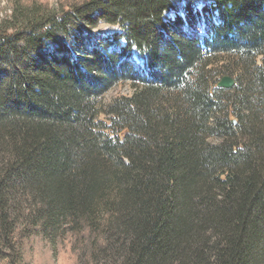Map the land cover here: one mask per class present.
Here are the masks:
<instances>
[{
	"label": "trees",
	"instance_id": "trees-1",
	"mask_svg": "<svg viewBox=\"0 0 264 264\" xmlns=\"http://www.w3.org/2000/svg\"><path fill=\"white\" fill-rule=\"evenodd\" d=\"M196 3L9 0L0 264H32V238L86 264H264V0ZM205 11L206 34L171 31ZM103 21L125 33L78 52Z\"/></svg>",
	"mask_w": 264,
	"mask_h": 264
},
{
	"label": "rangeland",
	"instance_id": "rangeland-1",
	"mask_svg": "<svg viewBox=\"0 0 264 264\" xmlns=\"http://www.w3.org/2000/svg\"><path fill=\"white\" fill-rule=\"evenodd\" d=\"M51 3H56L57 0H50ZM189 0H175L176 6H173L170 13H167L166 18H171L174 20L175 14H177L179 9L177 7L181 6L188 2ZM192 1V0H191ZM204 4L210 2V0H193ZM197 4V3H196ZM9 6V0H0V16L5 14V8ZM177 8V9H176ZM177 11V13H175ZM193 11H195L193 9ZM9 12V11H8ZM215 14H217L215 12ZM189 21V26H180L178 29L174 28L173 25H169L171 31L189 30L195 34H206L213 26V22L218 20V16L215 15L212 17L208 11H205L202 21H197L192 16ZM188 17V18H189ZM190 19V18H189ZM173 29V30H172ZM125 33V28L121 24H112L109 22H101L99 25L94 27L92 33H87L84 35H79L78 43L79 49L78 52H86L87 47L92 46L93 42L103 43L108 39L109 36H113L115 33ZM123 40V38H122ZM124 41V40H123ZM114 49L112 45L111 50ZM221 79V78H220ZM133 91L132 81H123L116 84L112 89H110L104 96V102L110 103L114 99L123 96L129 95ZM100 119L105 122L108 121L109 117L105 114L100 116ZM215 142L216 138H212ZM82 242L77 240L73 242L72 240H61L57 241L55 244L50 243L47 240H42L39 238L29 239L28 245L26 246L25 253L26 259L31 260L32 264H86V256L84 255L85 250L82 248ZM83 250V251H82Z\"/></svg>",
	"mask_w": 264,
	"mask_h": 264
},
{
	"label": "water",
	"instance_id": "water-1",
	"mask_svg": "<svg viewBox=\"0 0 264 264\" xmlns=\"http://www.w3.org/2000/svg\"><path fill=\"white\" fill-rule=\"evenodd\" d=\"M235 83H236V81L233 77H231L229 75H225L219 80L218 86L224 87V88H232V87H234ZM233 122H236V120L233 119Z\"/></svg>",
	"mask_w": 264,
	"mask_h": 264
}]
</instances>
